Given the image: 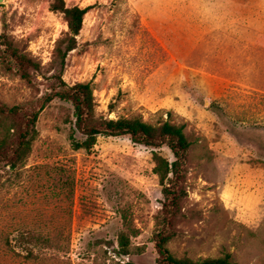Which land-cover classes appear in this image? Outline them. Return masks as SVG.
I'll return each instance as SVG.
<instances>
[{
	"label": "rangeland",
	"instance_id": "1",
	"mask_svg": "<svg viewBox=\"0 0 264 264\" xmlns=\"http://www.w3.org/2000/svg\"><path fill=\"white\" fill-rule=\"evenodd\" d=\"M65 1L90 10L62 79L52 60L68 24L52 0L0 2V112H39L25 164L0 169V264H158L165 198L154 148L100 135L91 150L73 149L72 103L46 100L62 81H92L100 115L185 124L175 255L264 264V0ZM14 47L40 68L23 67ZM19 118L0 113V137ZM157 150L175 159L167 145ZM58 231L70 233L68 251L22 240Z\"/></svg>",
	"mask_w": 264,
	"mask_h": 264
},
{
	"label": "trees",
	"instance_id": "2",
	"mask_svg": "<svg viewBox=\"0 0 264 264\" xmlns=\"http://www.w3.org/2000/svg\"><path fill=\"white\" fill-rule=\"evenodd\" d=\"M51 8L56 12H61L68 24V30L56 42L52 60V64L59 71V78L62 79L67 56L77 47V36L83 29L85 15L90 10V6H68L65 0H52ZM13 49H15L13 56L20 61L23 67L32 64L40 68V64L33 63L31 59L16 50V47ZM22 76L30 80L25 68ZM54 97L70 101L74 107L73 118L69 119L71 124L69 137L73 149L91 150L100 135H128L133 142L154 148L152 150L155 163L154 172L159 177L165 198L160 215L157 216V229L154 233V241L159 254L158 264H236L231 253L192 259L178 257L168 246L175 234L176 224L183 215L182 202L188 194L187 161L192 141L185 130V124L176 123L171 119L155 124L139 115L117 118L100 115L97 112L95 87L92 81L77 82L73 85L62 81L60 89H55V92L48 95L46 100H52ZM110 107L113 111L115 103H111ZM6 110L20 118L7 128L4 136L0 137V169L1 166L9 165L16 168L24 165L38 134L36 127L38 111L31 114L18 107H10L1 110L0 113L4 115ZM78 132L83 138L77 136ZM163 145H167L172 150L174 160H169L157 150ZM22 240L25 242L39 240L42 243L51 244L58 251L65 252L70 247L71 236L70 233L61 236L58 231V235L53 239L50 236L32 234ZM120 244L122 246L128 244V237L123 232L120 234Z\"/></svg>",
	"mask_w": 264,
	"mask_h": 264
},
{
	"label": "water",
	"instance_id": "3",
	"mask_svg": "<svg viewBox=\"0 0 264 264\" xmlns=\"http://www.w3.org/2000/svg\"><path fill=\"white\" fill-rule=\"evenodd\" d=\"M3 1V0H0V2Z\"/></svg>",
	"mask_w": 264,
	"mask_h": 264
}]
</instances>
